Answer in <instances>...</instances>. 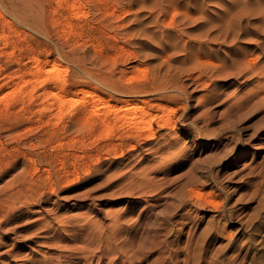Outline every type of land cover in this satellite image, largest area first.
Wrapping results in <instances>:
<instances>
[{
    "label": "rangeland",
    "instance_id": "obj_1",
    "mask_svg": "<svg viewBox=\"0 0 264 264\" xmlns=\"http://www.w3.org/2000/svg\"><path fill=\"white\" fill-rule=\"evenodd\" d=\"M263 10L0 0V264H264ZM35 57L63 65L76 100L58 107ZM125 103L175 126L137 136Z\"/></svg>",
    "mask_w": 264,
    "mask_h": 264
},
{
    "label": "bare ground",
    "instance_id": "obj_2",
    "mask_svg": "<svg viewBox=\"0 0 264 264\" xmlns=\"http://www.w3.org/2000/svg\"><path fill=\"white\" fill-rule=\"evenodd\" d=\"M80 4H79V2H77V1H74L72 4H71V7L73 8V9H76V10H78V7H80L79 6ZM189 10V9H188ZM187 11V10H186ZM264 11V10H263ZM190 13V12H189ZM204 13V12H203ZM224 15V14H223ZM192 16V15H191ZM203 16H204V14H203ZM202 17V16H201ZM208 17H210V20H211V16H209V14H208ZM184 18V17H183ZM189 20V19H188ZM191 20H194V18H193V16H192V19ZM198 37H199V35H197ZM197 36H196V38H197ZM201 38V37H200ZM203 39V38H202ZM196 40V39H195ZM201 40V39H200ZM200 42V41H199ZM203 42V41H202ZM204 44V43H203ZM201 46H202V44H200ZM201 48V47H200ZM192 50V49H191ZM197 51V50H196ZM198 52H199V50H198ZM195 53V52H194ZM197 53V52H196ZM191 56L193 57L194 56V54L192 55L191 54ZM190 56V57H191ZM192 57L190 58V59H192ZM189 57H187V59H188ZM194 58V57H193ZM195 59V58H194ZM193 59V60H194ZM35 60H36V64L34 65V67L33 68H31L30 70H29V72L31 73V74H34L35 76H36V78L37 79H39L40 80V83H44V82H46L47 81V79L49 78V74H50V72H52L53 73V76L55 77L54 78V87H56L57 89H58V91L56 92V93H54V92H50L51 94H53L54 96L56 95L58 98H59V104H58V107L59 108H61L64 104H65V102L66 101H74V100H76L75 99V97H77L78 96V92L77 91H71L70 93H67V90H66V87H65V80H64V78L61 76V73H60V71L63 69V65L58 61V60H49V59H47V60H45V61H43V62H40V60L38 59V57H35ZM189 60V59H188ZM187 60V61H188ZM193 60H192V62H193ZM186 61V62H187ZM190 61V60H189ZM195 62H196V60H195ZM194 62V63H195ZM190 63V62H189ZM256 64H258V63H256ZM264 64V63H263ZM44 65H48V69L46 70V73H49L48 75H44V74H42L39 70H40V68H41V66H44ZM192 66H193V64H191ZM197 65V64H196ZM253 65V64H252ZM255 65V64H254ZM184 67H188V66H185V65H183ZM190 66V65H189ZM191 66V67H192ZM259 66H260V64H259ZM128 67H129V65H128ZM179 67H180V70L182 71V69H181V66L179 65ZM242 67V66H241ZM244 67V66H243ZM255 67H257V66H255ZM254 66H253V68L254 69H256ZM259 68H262V65L259 67ZM186 69V68H185ZM189 68H187V70H188ZM168 71L170 70V69H167ZM178 70H179V68H178ZM186 70V71H187ZM190 70V69H189ZM249 70H252V69H250L249 68ZM262 70H264V67L262 68ZM171 71V70H170ZM256 71V70H255ZM261 71V70H260ZM180 72V71H179ZM183 72H184V70H183ZM178 73V72H177ZM255 73V72H254ZM163 74H165V73H163ZM166 74H168L167 72H166ZM172 74V73H171ZM173 74H175V73H173ZM261 74H262V72H261ZM263 75V74H262ZM169 76H170V74H169ZM169 76H167V77H169ZM197 76H199V75H197ZM159 77V76H158ZM171 77V76H170ZM196 77V76H195ZM194 77V78H195ZM262 77V76H261ZM172 78V77H171ZM174 78H175V76H174ZM198 78H200V77H198ZM175 79H177V78H175ZM263 79V78H262ZM168 80V79H167ZM179 80V78L177 79V81ZM163 81V80H162ZM162 81H160L161 83H162ZM169 81H171L170 79H169ZM175 81V80H174ZM180 81V80H179ZM168 82V81H167ZM180 82H182V81H180ZM201 82V81H200ZM159 83V82H158ZM161 83H160V85H161ZM165 83H166V81H165ZM176 83V82H175ZM202 83V82H201ZM204 83V82H203ZM202 83V84H203ZM182 84V83H181ZM180 84V86H182ZM200 84V83H199ZM167 85V84H166ZM169 86H170V83L168 84ZM167 85V86H168ZM177 85V84H176ZM262 85L264 86V84L262 83ZM168 86V87H169ZM174 86V85H173ZM172 86V87H173ZM258 86H259V84H258ZM162 87V86H161ZM177 87V86H176ZM165 88H166V86H165ZM164 88V89H165ZM171 88V87H170ZM174 88V87H173ZM181 88V87H180ZM162 89V88H161ZM256 89V88H255ZM259 90H261L260 88H258ZM170 90V89H169ZM176 90V89H175ZM163 91V90H162ZM168 91V90H167ZM173 91V90H172ZM181 91V90H180ZM182 92V91H181ZM82 95H81V97H80V99H82V100H84V101H89L90 103H91V105H92V108H93V112H99L100 111V105H107V102L103 99V98H99V96H97L98 94H95L94 92H92V91H89V90H85V89H82L81 90V92H80ZM187 93V92H186ZM256 93V92H255ZM259 93V92H258ZM70 94V95H69ZM97 97H96V96ZM165 95V94H164ZM166 95H168V93L166 94ZM165 95V96H166ZM172 95V94H171ZM163 96V95H162ZM161 96V97H162ZM203 96V95H202ZM160 97V96H159ZM160 97V98H161ZM157 98V97H156ZM168 98V97H167ZM170 98V97H169ZM169 98L167 99V100H169ZM201 98V97H200ZM155 99V98H154ZM158 99V98H157ZM199 100V99H198ZM113 107V106H112ZM115 109H117V110H119L120 111V115H119V118L120 119H123L124 121H126V122H130V123H132V124H134V127H135V133L137 134V136H142V137H149V136H151V135H153L154 134V132H152V121L154 120V119H157V121H158V123H159V126H168V127H172V126H175V121L173 120V118H172V116H171V114H172V112H170V113H164V114H152L145 106H143V105H140V104H136V103H134V104H131V103H125V104H123V105H121L120 107L118 106L117 108L115 107ZM104 122H106V120L104 119ZM142 133H145V134H142ZM143 135H145V136H143ZM172 142L171 141H167V142H165L164 144L165 145H169V144H171ZM172 146H174V145H172ZM164 147V146H163ZM163 147H158L157 149L159 150H161V151H163L162 149H163ZM191 184H193V182L191 183ZM190 184V185H191ZM207 185V184H206ZM192 186V185H191ZM189 189V188H188ZM20 190H22L21 191V193H24L25 194V196H27V197H32L33 196V194H35V191H31L32 189H29V190H24V188L23 189H20ZM186 191H188V190H186ZM186 191H185V193H186ZM186 194H188V192L186 193ZM186 194H184L185 196L184 197H186ZM183 196V195H182ZM19 198V197H18ZM197 200V199H196ZM183 203V200H182V198H180L179 199V204H177V205H181ZM204 203V202H203ZM200 204H202V202L200 203ZM183 207V206H182Z\"/></svg>",
    "mask_w": 264,
    "mask_h": 264
}]
</instances>
